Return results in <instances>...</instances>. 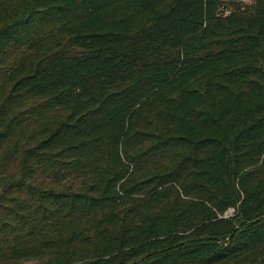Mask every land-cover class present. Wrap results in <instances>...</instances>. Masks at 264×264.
<instances>
[{"label": "trees", "instance_id": "1", "mask_svg": "<svg viewBox=\"0 0 264 264\" xmlns=\"http://www.w3.org/2000/svg\"><path fill=\"white\" fill-rule=\"evenodd\" d=\"M0 0V264H264V0Z\"/></svg>", "mask_w": 264, "mask_h": 264}, {"label": "rangeland", "instance_id": "2", "mask_svg": "<svg viewBox=\"0 0 264 264\" xmlns=\"http://www.w3.org/2000/svg\"><path fill=\"white\" fill-rule=\"evenodd\" d=\"M220 7L222 10L226 9H236V8H251L254 7V0H219Z\"/></svg>", "mask_w": 264, "mask_h": 264}]
</instances>
